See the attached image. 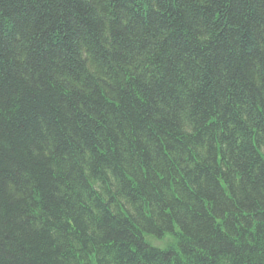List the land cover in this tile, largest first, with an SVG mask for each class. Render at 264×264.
Wrapping results in <instances>:
<instances>
[{"label": "trees", "instance_id": "16d2710c", "mask_svg": "<svg viewBox=\"0 0 264 264\" xmlns=\"http://www.w3.org/2000/svg\"><path fill=\"white\" fill-rule=\"evenodd\" d=\"M0 264H264V0H0Z\"/></svg>", "mask_w": 264, "mask_h": 264}, {"label": "rangeland", "instance_id": "374dc122", "mask_svg": "<svg viewBox=\"0 0 264 264\" xmlns=\"http://www.w3.org/2000/svg\"><path fill=\"white\" fill-rule=\"evenodd\" d=\"M155 243H156V244H160V245L162 244V243H157V242H155Z\"/></svg>", "mask_w": 264, "mask_h": 264}]
</instances>
